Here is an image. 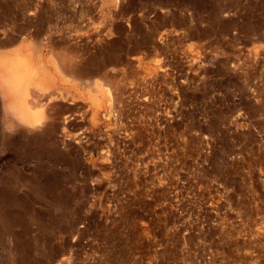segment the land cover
Here are the masks:
<instances>
[{
  "label": "rangeland",
  "instance_id": "1",
  "mask_svg": "<svg viewBox=\"0 0 264 264\" xmlns=\"http://www.w3.org/2000/svg\"><path fill=\"white\" fill-rule=\"evenodd\" d=\"M0 264H264V0H0Z\"/></svg>",
  "mask_w": 264,
  "mask_h": 264
},
{
  "label": "bare ground",
  "instance_id": "2",
  "mask_svg": "<svg viewBox=\"0 0 264 264\" xmlns=\"http://www.w3.org/2000/svg\"><path fill=\"white\" fill-rule=\"evenodd\" d=\"M62 70H63V64H62ZM13 81L14 83H17V86L21 84L22 82V77L19 76V75H16L14 78H13ZM10 82V81H9ZM12 83V82H10ZM23 83V82H22ZM22 85V84H21ZM18 86V87H19ZM17 87V89H18ZM22 88V86H21ZM26 90H19L18 92H16L17 96H18V99H19V103L20 105L22 106L21 108V111L18 112V115H19V121L24 123V124H29L31 127H35L36 125L34 123H30L29 120H28V109H29V106L31 104V102H35L36 101H40V100H45V101H48L49 99H51L50 95H47L48 93H42L40 95H36L34 91H31V89L29 90V87L28 88H25ZM34 92V93H33ZM54 95V94H52ZM56 95V94H55ZM59 95V94H58ZM30 103V104H29ZM50 103V102H49ZM33 104V103H32ZM39 125V124H38ZM23 126V125H22Z\"/></svg>",
  "mask_w": 264,
  "mask_h": 264
}]
</instances>
